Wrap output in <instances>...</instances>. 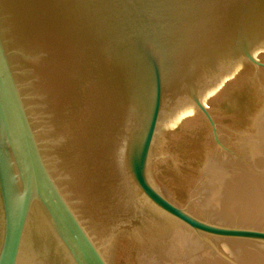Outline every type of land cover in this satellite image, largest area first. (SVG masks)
<instances>
[{
  "label": "water",
  "instance_id": "obj_1",
  "mask_svg": "<svg viewBox=\"0 0 264 264\" xmlns=\"http://www.w3.org/2000/svg\"><path fill=\"white\" fill-rule=\"evenodd\" d=\"M249 67L264 69V0H0V264H109L105 187L264 244V227L174 203L148 168L163 113L189 104L167 128L203 114L216 134L213 100Z\"/></svg>",
  "mask_w": 264,
  "mask_h": 264
},
{
  "label": "rangeland",
  "instance_id": "obj_2",
  "mask_svg": "<svg viewBox=\"0 0 264 264\" xmlns=\"http://www.w3.org/2000/svg\"><path fill=\"white\" fill-rule=\"evenodd\" d=\"M213 101L210 112L217 123L218 141L209 120L203 114L186 120L175 130L167 128L192 110L182 113L174 122L165 124L156 137L149 166L151 180L166 197L181 207H188L190 213L206 222L220 226L262 228L264 214L261 209H248L235 202L229 212L232 217L226 213L224 217L228 218H222L217 216L214 202L204 204L202 200L206 197L203 189H207L204 186L203 168L220 153L233 156L234 162H240L248 170L241 171L250 179L244 178L243 183L254 181L256 189L264 191L259 185V182L264 181V158L261 163L252 162L243 153L244 147L239 143L241 137L255 130V123L264 112V69L249 67L239 81L230 85L219 99ZM202 205H206V209ZM142 213L144 216L137 218L141 224L135 226L138 235L122 230L107 243V249L105 243L97 242L100 249L102 246L105 249L102 252L109 264H140L142 253L160 244L158 241H161L160 236L163 235L160 228L165 221L169 223V219L162 214L163 211L153 207L147 206ZM174 220L179 222L169 223L174 228L182 225L184 228L181 226V230L190 229L189 232L201 240L204 246L198 255L203 254V264H264L262 243L199 232ZM161 264L174 262L165 260Z\"/></svg>",
  "mask_w": 264,
  "mask_h": 264
},
{
  "label": "bare ground",
  "instance_id": "obj_3",
  "mask_svg": "<svg viewBox=\"0 0 264 264\" xmlns=\"http://www.w3.org/2000/svg\"><path fill=\"white\" fill-rule=\"evenodd\" d=\"M190 110H192V106L189 104H185V106L183 104L182 106L173 108L169 107L162 115L157 135L165 124L174 122L178 116ZM212 119L215 123L216 129V134L214 131L213 134L218 141L217 123L213 116ZM254 128L255 130L251 134L241 137L239 143L244 147L242 150H244L243 153L246 157L250 158L254 163H261L264 158V112L259 116ZM150 160L148 168L150 166ZM234 161L235 159H233V156L231 157L227 153H220L211 158L205 164L203 168L205 179L204 186L206 185L207 189H203V192L205 191L204 196L206 197L203 198L202 202H205L204 204L214 202L213 204H215L214 206L216 207L213 208L217 211V216H221L222 218H228L224 217L226 213L227 216L232 217V214L229 212L230 209H233V206L231 205L235 202V204L238 202V204L244 205L248 209H261L262 214H264V191H258L254 181L252 183L251 181L247 182L246 180L247 183H243L242 180L244 178L248 180L250 179L247 175L241 174V171L245 170L248 172V170L245 169L240 162ZM113 183L120 185L119 181L117 182L116 179L113 180ZM259 185L263 189L264 181L263 183L259 182ZM105 186L107 185L105 184ZM136 201V196L130 191L125 192L119 188L114 192H110L109 189L106 190V187L104 188L99 223L94 236L96 242L100 244L105 243L104 246L107 249V243H109L116 233H118L116 232V229H119L120 231L121 228H123L122 230L128 231L131 235L136 236L139 234L136 232L135 226L141 224V221H138L137 218H142L144 216L142 211L146 207H141ZM202 206L206 209V205ZM183 208L189 211L188 207ZM162 214L169 219L170 222H175L176 224L179 223L170 216H167L164 212ZM169 223L167 221L162 223L160 231H162L163 235L160 236L161 241H158L160 244H157L156 247L152 246L151 249L145 253L143 252L140 256V264H161L165 260L174 262V264L176 261L177 264H203V254L198 255L201 251L200 249H203L204 246L201 240L198 239L193 232H189L190 229L187 228L188 231H186V229L181 230L183 227L182 225V227L180 226L181 228H174V225L172 226ZM101 250H105L103 246Z\"/></svg>",
  "mask_w": 264,
  "mask_h": 264
}]
</instances>
